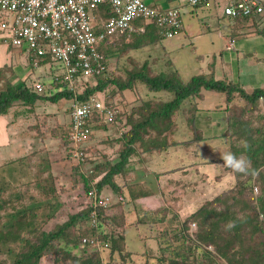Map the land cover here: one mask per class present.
Returning a JSON list of instances; mask_svg holds the SVG:
<instances>
[{"label":"crops","instance_id":"1","mask_svg":"<svg viewBox=\"0 0 264 264\" xmlns=\"http://www.w3.org/2000/svg\"><path fill=\"white\" fill-rule=\"evenodd\" d=\"M143 1L160 11L178 8L180 17L185 12H193L205 23L204 28L197 29L187 24L184 35L167 41L164 53L159 56L163 55L164 59L168 56L169 62L164 65L165 68L156 67V74L176 72L183 82L197 75H212L215 80L234 83L247 93L264 88V24L255 17H224L222 8L226 0H210L207 5L199 7L189 6L187 0ZM145 26L148 24L133 32L144 34ZM160 36L154 43L157 46ZM0 45L6 53L11 51L1 40ZM17 52L25 61L28 60L21 51ZM180 54L186 57L185 63L180 64L179 56L176 57ZM4 68L9 69V66L5 59L0 58V70ZM42 68L30 67L17 73L9 69L13 76L11 83L24 82L30 87L40 79L50 85V70L42 71ZM99 94H96L98 98ZM173 98L172 93L151 92L142 84L119 92L116 123L103 125L95 122L92 125L93 134L83 146L88 154L84 163L73 160L61 140L63 130L68 129L70 124L68 109L72 100H66L67 104L62 99L56 103L37 101L32 107L17 102L6 115L0 116V180L14 181V167H10L9 162L27 156L20 167L22 174L15 177L17 183L22 184L26 169L29 178L33 175L31 170H35L27 159H32L34 152H37L35 156L45 154L49 145L48 149L53 150L50 154L59 156L61 161L56 163L57 169L51 167L52 173L57 176L55 180L61 186L65 185L71 192L80 186L83 189V184L75 181L78 173L85 178L91 176L90 190L96 189L94 185L107 168L119 161L124 135L134 125L152 118V109L156 105L168 103ZM99 99L105 101L104 98ZM240 106H244V102L238 95L227 103L224 94L202 89L197 96L182 101L170 119L162 121L156 116L153 119L156 128L146 127L139 131L145 139H158L154 149L145 150L139 144L134 145L125 167L113 177L117 192L104 186L100 194L122 198L123 206L115 210L118 204L115 202L108 210L109 214H117L118 210L123 212L124 231L133 229L138 242L143 243L142 249L154 251L159 246L155 244L154 248L145 243L141 231L149 235L156 233V227L159 221L163 223V219L168 221L177 217L181 222L234 184L235 177L222 165L219 153L230 151V117L233 115L232 108ZM255 114L263 120H254L253 124H264V99L259 100ZM38 146H41L39 151L36 149ZM8 174L11 176L8 177Z\"/></svg>","mask_w":264,"mask_h":264},{"label":"trees","instance_id":"2","mask_svg":"<svg viewBox=\"0 0 264 264\" xmlns=\"http://www.w3.org/2000/svg\"><path fill=\"white\" fill-rule=\"evenodd\" d=\"M92 15L95 19V28L98 29V27L110 17V9L106 5H100L92 12ZM142 26H144V24ZM153 26L155 27L153 24H148V26H145V30L147 28L152 29ZM160 34L161 33L150 32V34L146 35L148 39L147 42H138V40L135 44L133 43L131 48L137 49L141 46L154 44L159 39L158 36H160ZM108 40L109 39L99 44V51L101 53L103 46L106 45ZM47 61L48 59L42 58L39 59L38 64L42 66ZM137 84L144 85L151 92L163 91L172 93L174 98L168 103L156 105L154 109H152V118H147L145 121L134 125L132 129L124 135L123 149L120 153L119 161L112 166L110 165L100 181L94 185L98 194L101 193L104 186H109L113 192H117V186L113 181V177L119 174L125 167L128 159L133 153L132 147L134 145L139 144V146L145 150L154 149L158 139H145L144 135H139V131L146 127H157L156 122L153 120L154 117L157 116L162 118V121L170 119V116L178 110L182 101L189 97L197 96L202 89L224 94L227 103H230L235 96L238 95L239 99L244 102V106H240L238 116L234 113L238 107L232 108L233 115L230 117V137L232 139L230 151L237 156L243 155L250 160L251 169L248 174H239L234 173L231 169L226 167L235 177V188H233V186L229 189L231 191L227 190L229 194L231 193L229 199L232 200V203L227 204V200L223 201L224 196H226L225 194L227 193L228 195V192L225 191L216 196L213 200L207 201L195 214L184 220L182 224L183 230H185L188 224L193 222V219H198V229L193 238H188V241L195 250L201 248V246H212L214 248L213 252L204 250L200 254L201 257L206 256V258H209L207 259L209 262L217 258L221 260L223 264H264V124H253V122L257 120L258 122L263 120V117L258 114L256 115L255 112L257 111L259 100L264 99V88H257L251 93H247L234 83L215 80L212 75H197L191 77L187 82H183L176 72L171 74H154L152 71L150 72L149 66L147 62H145L138 70L128 71L125 79H98L95 86L86 88L81 94L67 90L64 83L61 81H53L50 89L41 95L32 92L24 82L15 84L8 82L5 84L4 88L0 90V116L6 115L9 109L17 102H20L25 107H32L37 101H48L51 103H56L61 99H78L84 101L90 96L104 91L109 85L115 86L118 92H122L127 89H132ZM105 103L108 104L107 102ZM147 110H150V108H147ZM69 130L70 124L68 129L63 130L64 134L62 133L61 135V140L66 149L68 146ZM16 163L17 164H15V160H13L8 164L10 167H14V181L0 180V193L7 192L12 186L18 184L15 177L22 174L20 167L23 166V164L20 159ZM24 166H26V163H24ZM102 169L103 168L100 170ZM27 174L28 172L26 169V174L22 176L24 180L29 179ZM9 176L11 175L8 174V177ZM244 176H247L246 179H242ZM91 179V176L85 178L77 173L75 181L81 182L84 191L88 193L91 188ZM254 185L260 187L259 194L255 198L258 209L256 210L254 205L249 206L247 202L244 203V208L241 207L239 204L241 200L237 198V195H241L246 191L251 193ZM36 186L41 190L40 192L44 196H50L52 194L54 196L57 191L55 184L54 187L50 185L42 186L39 183L36 184ZM216 205H223L225 208L223 210L217 209ZM53 206L54 209H56L59 204L54 203ZM117 207L119 206H115V210H117ZM238 207L241 208L240 214H242L244 218L236 216L238 212L235 211L238 210ZM91 210L89 206H86L83 211L70 216L66 222L57 226L55 230L42 232L32 243L26 241L27 249L23 252L15 253L11 249H4V246H6L7 243L20 240L19 229L30 226L29 224L35 220V215H31V221L25 222V212L17 211L9 215L8 222L6 223L7 225L4 226L7 228L6 231H0V251L1 253L5 252L7 254H12L14 264H40V259L46 255L54 256V263L56 264V256L54 255L56 251L54 250L61 249L59 243L66 244L70 252L78 243L82 245V239L84 237L97 236L108 245L112 254L117 252L123 257H129L130 251L126 250L125 246L124 220L120 210L117 211V214L111 215L107 209L96 208L97 227L95 231L92 233L86 231L84 234H79V236L76 235V231H80L79 227H77L78 221L88 220ZM247 210L248 212L245 213ZM51 215L52 214L46 215V218H52ZM260 216L262 219H259ZM218 225H222V228H219ZM177 236L181 238L180 234H177ZM240 236L242 237L241 240ZM255 240H257L258 243L255 244ZM20 241H24V239ZM241 241H243V243H241ZM245 244H247V246H244ZM70 245H72V247H70ZM83 246L92 249L88 245ZM149 251L151 252L152 250L150 249ZM179 251L175 253V258L167 260L162 255L164 253L159 249L162 256L159 259L160 262L163 263L168 261V264H200L196 261V257L192 261H189L190 257H186L184 253ZM81 254L80 256L72 254L70 258L69 255H61L64 256V259L74 260L76 264L99 263L98 260L94 262V258H96L94 255L95 253L90 254L86 251H82ZM56 255L61 256L57 252Z\"/></svg>","mask_w":264,"mask_h":264},{"label":"built area","instance_id":"3","mask_svg":"<svg viewBox=\"0 0 264 264\" xmlns=\"http://www.w3.org/2000/svg\"><path fill=\"white\" fill-rule=\"evenodd\" d=\"M209 2L187 0L191 7ZM100 5L109 7L110 17L96 29L92 12ZM222 15L231 19L255 17L264 24V0H226ZM143 24H153L164 38H171L181 26L180 10L160 11L143 0H0V40L19 49L34 69L46 66L52 77L51 84L61 81L67 90L77 94L95 86L108 70L99 44L116 35L133 32ZM42 58L48 61L39 66ZM28 88L38 95L46 92L38 80ZM118 114L117 106L106 104L97 95L84 101L72 99L68 155L84 163L88 154L83 146L93 134L92 125L95 122L112 125ZM86 197L92 208L89 223L96 228V208H108L113 198L98 194L94 188ZM118 201L122 198L118 197ZM82 245L108 248L97 236L84 237Z\"/></svg>","mask_w":264,"mask_h":264},{"label":"rangeland","instance_id":"4","mask_svg":"<svg viewBox=\"0 0 264 264\" xmlns=\"http://www.w3.org/2000/svg\"><path fill=\"white\" fill-rule=\"evenodd\" d=\"M209 7V6H208ZM187 24L193 25L194 28L197 29V27L204 28L205 23L202 22V19L198 18L195 13L188 12L183 13L181 16V26L179 31L171 38H164L161 34L159 45L157 44H149L145 46H141L137 49L131 48L133 43L135 42H141V41H148L146 38V35L150 32L154 33H160V30L153 26L152 29L147 28L145 30V33H138V32H131L125 35H116L108 40L105 46L102 48V54L105 57L106 65H107V72L105 75L101 76L99 79L103 78H110V79H120L123 80L127 76L128 71H134L138 70L145 62H147L150 72L152 71L154 74H156L155 71L156 67H160V69L165 68L164 65H166L169 62V57L165 56V59L163 55L160 57L159 55L164 53V47L165 44H167V41H171L175 39L178 36L184 35V28ZM151 27V26H149ZM149 30V31H147ZM149 32V33H148ZM166 42V43H165ZM190 47V46H189ZM11 51L6 53L4 47L0 45V58L2 60L5 59L6 64L9 66V69L12 72L17 73L18 71L22 70L21 72L27 71L30 67H32L31 63L27 60L25 61V58L22 57V55H19L17 50L19 49L9 47ZM20 52V51H19ZM179 56L180 64L186 60V57L184 54L176 55V57ZM168 61V62H167ZM185 63V62H184ZM150 64V65H149ZM33 68V67H32ZM9 69H2L0 70V90L4 88L5 84L12 81L13 76ZM34 69V68H33ZM40 70V69H37ZM42 71L47 70V67L44 66ZM155 70V71H154ZM40 81V79L38 80ZM36 82V81H35ZM33 82V83H35ZM43 83V86L45 87V90H48L50 85L48 83H45L43 81H40ZM46 82H49L46 80ZM32 86V84H31ZM30 86V87H31ZM99 98H104L105 101L110 105L118 106V100H117V94L119 92L115 88V86L109 85L107 88L99 92ZM217 96H220L217 94ZM64 100V103L67 104L66 99ZM69 112L70 113V106H69ZM240 107H238L235 110V115H239ZM117 120V119H116ZM116 123V122H115ZM114 123V124H115ZM64 125V124H63ZM64 134V133H63ZM49 146V145H48ZM48 146L46 148V153L42 154L41 156H35L34 154L37 152H34L31 156L32 159L28 158L27 162L30 163L31 167H34V169L31 170L32 174L29 179H25L22 184H17L11 187V189L7 192L0 193V231H6L5 225L8 222L9 215L16 213L17 211H24V217L25 222L31 221V215H35V220L31 222L26 228L19 229V235L20 240L24 239V241H13V243H7L6 246H4V249H11L15 253L23 252L27 249L26 241H30L31 243L36 237H39L42 232H50L52 230H55L57 226L61 225L62 223L66 222L70 216L78 214L79 212L83 211L86 206H89L88 199L86 195H84V190L82 187H78L73 192H71L69 189L66 188L65 185H60V182L56 181L55 179L57 176H55L52 173L51 167L53 169H57L56 163H60L59 156H55L52 153L51 149H48ZM46 147V146H45ZM42 147V148H45ZM39 151L41 149V146L36 147ZM30 156V155H29ZM27 156H24L23 158H18L21 161H24ZM18 160L15 159V164L18 162ZM52 165V166H51ZM229 171V170H227ZM247 176L242 177V179H246ZM59 178V177H58ZM28 181V182H27ZM44 185H50L55 187L57 189L55 195H46L44 196L40 191V189L37 188L36 184ZM235 184V182H234ZM234 184L231 186V188L234 186ZM236 186V185H235ZM235 186L233 188H235ZM229 188V189H231ZM228 189V190H229ZM227 191V190H226ZM231 191V190H229ZM228 195L227 193L224 196V200H227V204H231L232 200H230L231 193ZM260 187L258 185H254L252 188L251 193L248 191L244 192L241 195H237V198L241 200L239 203L241 207H245V202L248 203L249 206L254 205L256 210L257 203L255 198L259 194ZM87 194V193H86ZM106 195V194H105ZM113 198L112 204L115 202L118 203L117 206L121 207L124 201H118V197L116 195H108ZM51 203V204H48ZM58 203V208L54 209L53 204ZM109 206L106 208L109 210L111 207ZM217 209H224L225 207L223 205H216ZM92 209V208H91ZM98 209V208H97ZM233 211V210H231ZM241 208L238 207V210L235 212L236 216L239 218H244L242 214H240ZM197 212V211H196ZM187 216L184 218L181 222L177 219V217H174L172 219H168V221H165L163 219V223L159 221L158 226L156 227V233L152 234L149 232V229L146 228V230L150 233H142L141 236L145 237L146 242L149 243V245L153 246L155 248V244H157V247L160 249L161 252L164 254L163 257L168 259L175 258V253L179 252L184 253L186 257H190L189 261H192L197 258V262L200 264H223V262L217 258L214 260H207L209 258H206V256L201 257V253L204 250L207 251H214V248L212 246H201V248L195 250L191 243L188 241V238H193L194 234L196 233L198 227H197V220L193 219V222L189 223L187 226V229L183 230V222L184 220L190 218L193 214ZM245 211V213H247ZM52 214V218L48 219L46 218V215ZM123 214V212H122ZM124 218V215L122 216ZM46 218V220H45ZM259 219H262L260 216ZM23 222V221H22ZM24 222V223H25ZM166 222V223H165ZM180 222V223H179ZM134 226H136V223H134ZM77 227H79L80 231H76V235L79 236V234H84L86 231L88 233H92L95 231V228L91 227L88 220H80L77 223ZM219 228H222V225H218ZM208 228V227H207ZM87 229V230H86ZM126 229L124 224V230ZM15 231V230H14ZM125 242H126V250L130 251L129 257H123L117 252H114L113 254L110 252L109 248L106 249H89L87 247H84L83 245H80L79 243L75 248H73L70 252L68 251L69 247L64 245V243H59L61 245V249L54 250L59 255L65 254L69 255V258L71 255H82V251H86L87 253H95L94 262L96 260L99 261L100 264H168V261L160 262L161 254L159 252V249H153L156 254H154V251H149V248L142 249L143 243L138 242L136 239V232L133 229H127L125 231ZM177 234L181 235V238L177 236ZM152 239L155 240L154 242ZM155 238V239H154ZM242 237L240 236V240ZM243 243V241H241ZM258 243L257 240H255V244ZM74 245V244H72ZM70 245V247H72ZM244 246H247L245 244ZM90 247V246H89ZM140 248V249H139ZM92 250V251H91ZM89 251V252H88ZM56 252L54 255L56 256V264H76L74 260L71 259H64V256H57ZM165 259V260H166ZM55 257L46 255L43 256L39 263L40 264H55ZM0 263L2 264H14V259L12 258V254H7L5 252L0 251ZM98 263V264H99Z\"/></svg>","mask_w":264,"mask_h":264},{"label":"clouds","instance_id":"5","mask_svg":"<svg viewBox=\"0 0 264 264\" xmlns=\"http://www.w3.org/2000/svg\"><path fill=\"white\" fill-rule=\"evenodd\" d=\"M219 159L222 165L231 169L234 173L248 174L251 169V161L243 155L237 156L231 151L219 153Z\"/></svg>","mask_w":264,"mask_h":264}]
</instances>
